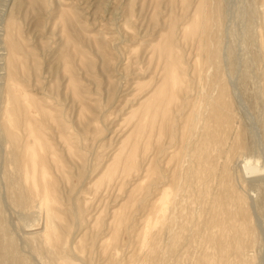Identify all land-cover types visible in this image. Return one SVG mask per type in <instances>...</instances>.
<instances>
[{
  "label": "rangeland",
  "instance_id": "1",
  "mask_svg": "<svg viewBox=\"0 0 264 264\" xmlns=\"http://www.w3.org/2000/svg\"><path fill=\"white\" fill-rule=\"evenodd\" d=\"M248 164L264 0H0V264H264Z\"/></svg>",
  "mask_w": 264,
  "mask_h": 264
},
{
  "label": "bare ground",
  "instance_id": "2",
  "mask_svg": "<svg viewBox=\"0 0 264 264\" xmlns=\"http://www.w3.org/2000/svg\"><path fill=\"white\" fill-rule=\"evenodd\" d=\"M26 141H28L29 142V140H27L26 139ZM26 146H28L29 147V145L27 144ZM27 148V147H26ZM29 149V148H28ZM29 151L31 152V150L29 149ZM28 150H27V153L29 152ZM24 153H25V150H24ZM33 153H34V151H33ZM36 153V152H35ZM36 155V154H35ZM30 156H32V154L30 155ZM24 157V156H23ZM29 156H28V154H27V157L26 158H28ZM36 160H37V158H35ZM33 160V159H31L30 160V157L28 158V159H26L27 161L29 160V161H31L30 163H31V168H29L30 166V163H29V165H25V168L28 166V168H27V170H30L29 171V173H28V175L31 177L30 179H31V184L29 183L28 185H31L32 186V189H34V192H35V190H36V193L38 194V198H39V203H38V207H39V210L40 211H42L43 213H44V223H43V228H42V236H43V238L46 240V241H48L49 240V238H50V231L52 230V227H53V225H52V213H51V209H50V202H51V197H49V195H48V192H47V189H49L50 190V188L48 187L47 188V185L46 184H48L47 183V181H45L47 178L45 177L46 175H48L47 174V172H46V170L44 171L42 168H41V166H38L39 167V170H38V174H39V177H38V180H37V178L35 177V176H37V175H35V169L36 168H38L37 167V165H36V160ZM24 160V159H23ZM39 160V159H38ZM27 161H26V163H27ZM28 161V162H29ZM41 161V160H40ZM42 162V161H41ZM24 163V162H23ZM25 164V163H24ZM28 164V163H27ZM41 164H43V162L41 163ZM23 167V166H22ZM24 168V169H25ZM243 169L247 172V173H249V174H258V173H264V165L263 166H260V165H256V164H248V165H243ZM31 172V173H30ZM24 174H25V172H23ZM24 174H23V176H24ZM27 175V172H26V174H25V177L24 178H26V176H28ZM28 179V182H29V178H27ZM48 180V179H47ZM26 181V180H25ZM24 180H23V182H25ZM27 182V183H28ZM46 182V183H45ZM26 183V182H25ZM39 183V184H38ZM39 185H41L40 187H41V189L40 190H38V187H39ZM39 187V188H40ZM164 188L165 187H163V188H161V190H160V193H162V192H164ZM30 189H31V187H30ZM48 190V191H49ZM34 194V193H33ZM162 194H160V196H161ZM54 201V200H53ZM165 202H163L162 200H160L159 202H157L156 203V206H157V210H156V212H155V218H156V221L157 222H161V221H164V217H163V215H164V208H165V204H164ZM38 212V211H37ZM39 214V213H38Z\"/></svg>",
  "mask_w": 264,
  "mask_h": 264
}]
</instances>
